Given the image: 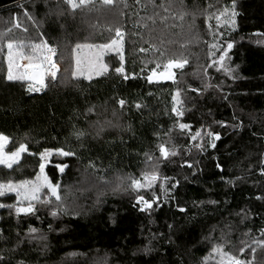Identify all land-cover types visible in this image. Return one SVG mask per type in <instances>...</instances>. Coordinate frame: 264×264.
<instances>
[{"label":"trees","instance_id":"1","mask_svg":"<svg viewBox=\"0 0 264 264\" xmlns=\"http://www.w3.org/2000/svg\"><path fill=\"white\" fill-rule=\"evenodd\" d=\"M184 1L191 7H204L214 0ZM58 2L0 0V22L15 16L28 29H17L10 36L21 41L35 37L23 13L27 11L55 45L62 63L58 77L31 95L27 82L7 80L6 67L0 65V133L9 137V152L26 143L29 152L35 153L23 155L22 175L10 170L1 172L0 179L11 173L17 180L36 177L38 153L62 147L75 155L51 157L45 168L49 178L64 183L79 175L94 183L83 184L69 196L63 193L59 202L50 198L48 205L37 203L33 215L17 216L0 208V257L4 258L0 264H202L215 243H225L227 251L234 249V254L246 260H253L251 248H256L253 264H264L260 246L264 241V31L251 32V22L244 21L241 30L239 24L241 14L264 19V0H236V11L239 4L246 11L236 17L235 31L217 29L212 22L216 31L225 34L221 43L234 42L227 63L235 69V78L216 67L208 68L209 50L202 49L196 60L194 56L189 59L174 83H149L150 67H143L131 53V46L143 38L144 26L150 23L145 17L147 8L140 2L123 0L111 5L101 27L94 30L93 21L88 29L79 24L78 9L73 12L63 0ZM219 2L225 8L232 0ZM123 5L126 8L120 10ZM1 27L0 23V32ZM117 28L127 33L124 74L128 79L115 72L118 62H111V57L106 73L91 80L74 77V46L85 41L107 43ZM149 42V38L143 42L144 52ZM214 42L210 34L206 44ZM177 90L184 107L181 118L171 111ZM121 99L126 102L123 107ZM178 119L190 124L192 133H218L216 147L208 146L207 136L203 141L191 140L188 130L179 129ZM77 130L83 132L79 138ZM170 138L166 146L175 145L178 155L167 161L161 158L159 172L174 178L166 185L171 198L165 202L161 180L157 181L154 190L159 203L142 212L130 181L122 184L118 177L139 178L149 167L144 154L159 157L157 145ZM198 143L204 144L203 150L195 147ZM59 163L68 165L62 174L55 167ZM177 181L178 186L171 189ZM139 194L151 199L149 190L141 189ZM0 202L14 203L15 195L0 197ZM53 211L58 214L52 216ZM31 227L37 232L30 234ZM146 247L152 250L143 251Z\"/></svg>","mask_w":264,"mask_h":264},{"label":"snow or ice","instance_id":"2","mask_svg":"<svg viewBox=\"0 0 264 264\" xmlns=\"http://www.w3.org/2000/svg\"><path fill=\"white\" fill-rule=\"evenodd\" d=\"M136 2L139 3L140 0H136ZM91 3H93V0H64V4L73 12L77 9L86 7ZM102 4L112 5L113 0H102ZM209 7L211 8L212 5H209ZM236 7V0H232L230 7H225L223 10H217V12L208 13L206 16V22L215 19L217 29L226 27L231 31H235L236 17L239 15L236 11ZM165 10L167 11V9ZM24 16L28 20H34V17L27 11L24 12ZM181 19H183V15H181ZM21 27L22 23L17 18L13 27L8 29V32H11L13 28ZM27 30L26 27L23 28V31L27 32ZM208 30L216 41L208 45V56L211 59L208 68L216 67L218 71L222 70L228 76L235 78L233 76L235 69L231 68L227 63L230 59L229 52L233 48L234 42L223 40V43H221V38L225 34L216 31L210 23L208 24ZM5 35L6 33H0V38H3ZM124 35L125 34L117 28L115 30V38H112L108 43H77L73 49L75 59V68L72 73L73 76H83L86 79L91 80L94 75L99 76L106 73L108 71V66L103 62V57L108 52H116L119 55L120 66L115 68V72L124 75V79H128V76L124 74ZM256 35L259 36L262 34L257 33ZM5 47L7 48V80L27 82L28 92H39L47 87V84L45 83L47 78L52 80L56 79L57 73L60 71L58 63L54 59V57L57 56V48L51 46L47 40L41 39L39 43L27 44L24 41L8 40ZM0 51H2V49H0ZM140 51L144 52L146 49L141 48ZM217 52H219L220 55L218 58H214L217 56ZM160 55L163 56L164 52H161ZM186 64H188V60L185 58H170L163 63V71H158V69L161 68V63L156 62V66L151 69L150 74L147 76V80L149 83L162 80L175 81V72L173 69H183ZM142 71H144V69H142ZM204 74H207V69L204 70ZM193 91L196 90L193 89ZM172 101V113H174L177 118L183 117L184 107L180 90H177L172 96ZM125 103L126 102L123 99L119 101L121 107H123ZM135 106L138 109L142 107L141 104H136ZM177 123L181 131L188 130L191 140L193 141H196L197 139L203 141L204 136H207L209 138L208 146L215 148L216 141L220 140V135L211 130H208L203 134L201 130H196L192 133L190 124L179 122V119ZM75 135L79 138L83 135V132L77 130ZM8 142L9 137L0 133V165L7 169H12L13 165L18 164L22 154L28 153L29 155H35V153L29 152V147L26 143H20L14 151L6 152L5 147ZM169 143H171V138L168 141H164L157 145L160 154L159 157H154L150 153L144 154L146 158L145 163L148 164L149 167L142 171V178L138 179L132 176L127 177V180L130 181L129 188L138 193L136 201L137 204L142 205L140 208V211L142 212L152 209L154 204L159 203L160 196H158L154 190L158 180L162 181L159 184V188L163 194L165 202L171 198L170 189L166 187V185L174 178L162 176L159 172V164L162 160L167 161L170 157L178 155L175 145L172 147L166 146ZM195 147L203 150L204 144L198 143ZM54 155L57 157H68L75 155V153L72 151H66L62 147L44 148L43 151L38 153L39 172L36 175L35 180L22 179L19 182H15L9 179L5 182H0V197H6L9 193L15 194L14 203H0V208H7L10 211H14L17 216L22 214L28 216L33 215L38 211L36 208L37 203L48 205L51 203L50 198H55L56 201H61V196L59 194L60 184L58 182H53V180L45 173L46 165ZM261 163H264V161H261ZM55 167L62 174L68 165L59 163L56 164ZM187 167L191 168L192 164H187ZM219 167L220 165L217 164V168ZM261 174L264 175V169L261 170ZM178 183V181L173 183L171 189H175L178 186ZM141 189L151 191V199H146L144 195H140L139 190ZM44 192H46V195L42 198L41 194ZM257 199H261V197H257ZM57 207H59V205H57ZM179 211L184 212L185 209L180 208ZM57 214L56 211L51 213L52 216H56ZM169 227L171 228L172 226L169 225ZM36 232V228H29L30 234ZM261 234L264 235V230H262ZM41 239H43V237H41ZM241 243H243V241ZM260 246L264 248V241L260 242ZM151 250L152 249L148 247L143 249L145 252H150ZM256 251V248H251L253 260H246L227 251L225 243H215L212 245L208 256L203 258L202 264H208V261L213 257H218L216 264H253ZM244 252L245 248L241 247L239 253L243 255ZM3 260L4 258L0 257V262H3ZM20 264H24V262L21 261Z\"/></svg>","mask_w":264,"mask_h":264},{"label":"rangeland","instance_id":"3","mask_svg":"<svg viewBox=\"0 0 264 264\" xmlns=\"http://www.w3.org/2000/svg\"><path fill=\"white\" fill-rule=\"evenodd\" d=\"M53 1L55 3H59L58 0H53ZM119 1H123V0H113L112 5L115 6L118 5ZM140 4L147 8L145 17H147L150 23L144 26V29L142 31L143 38L140 39L139 42L136 43V45L134 44L133 46H131V53L135 55L137 59H139L143 67H150V69L148 70V75L150 74L151 69L155 68L156 62L161 63V68L158 69V71H163V63H165L170 58H185L188 60L189 63V59L192 56H194V60L197 59L196 55L200 50L203 49V51L207 53L209 50L208 45L211 44V43L206 44V41L210 38L208 24L210 23L213 26L212 22H216V21L215 19H212L211 21L206 22V16L208 13L217 12V10L224 9L220 7L219 0H214L212 2L208 1L204 7H200L197 5L191 7V5L190 6L187 5V2L184 0H140ZM209 5H212V7L210 8ZM110 6L111 5H103L102 0H93V3H91L90 5L78 9L79 10L78 14L79 16H81V20L79 21V24L84 25L88 29L89 21H93L92 23L93 30L97 29L98 27H101L102 22L104 20V15L106 11L110 8ZM125 8H126L125 5L119 7L120 10H124ZM157 9H160V12L158 14L155 13ZM165 9H167V11ZM238 9H239V13L240 11L243 13L244 11H246V7L241 4H239ZM24 12L25 11H23V13ZM248 14L245 15L241 14L239 16V24L241 30H243V25L241 24V21H244V22H251V28L248 29L251 32L256 33V32L264 31V19L260 18L259 16H253L251 14L250 16ZM181 15H183V19H181ZM16 20L17 18L13 16L11 21H8L7 19H3L0 22L2 26L1 27L2 31L0 33H6V35L3 38H0V49H2V51H0V65L3 67L5 66L6 71H7V61H6L7 48L5 47V45L8 40L21 41L20 39L19 40L13 39L10 36V33L13 31V34H15L16 33L15 30L17 29L23 31V27H21V28H13L11 32H8V29L13 27V24L16 22ZM28 21L31 23L32 28H34L36 35L35 37L27 36L26 40H24L26 44L39 43L41 39H43V40H47L51 46L55 47V45L49 41L46 35L43 34L38 29L39 28L38 22L35 19ZM115 30L113 31L112 38H115ZM120 30L125 34L124 35V44H125L127 33L122 29ZM147 38H149L150 40L148 44L149 49L147 50V52H141L140 49L143 46V42ZM81 43L102 44L95 41H85ZM161 52H164L163 56L160 55ZM109 58L111 62L117 61L118 67L120 66L119 55L116 52H108L103 57V62L108 66V70L110 68L109 67L110 65L108 63ZM54 59L57 61L58 66L60 68V71L57 73V77H58L62 69V63L58 58V51H57V56L54 57ZM187 65L188 64H186L183 69H173V71L175 72V81L178 80L176 79L178 74L182 75V71L187 67ZM124 67H125V50H124ZM74 68H75V59H74ZM48 80H52V79L47 78L45 83ZM164 82L174 83V81L172 80H162L158 82L154 81V83H164ZM100 128L102 127L100 126ZM7 145L5 147V151L9 152L7 150ZM24 154H22L21 159ZM21 159L19 163L21 162ZM19 163L13 165L12 169H7L4 166L0 165V173L8 172L10 170H16L18 175H22L24 167L19 165ZM139 178L142 177L140 176ZM9 179L15 182L20 181L15 179V175L11 173V174H7L5 180L0 179V182H5ZM22 179L35 180V177L32 178L23 177ZM118 180L122 184L128 185L129 183L128 182L129 180H127V177L124 175L119 176ZM90 181L94 183L92 178L89 177L84 178L82 176L79 177V175L76 177L74 181L72 180L68 182L66 180L64 183L63 181L62 182L59 181L58 182L60 184L59 194L60 196H63L64 193L66 194V196H69L71 193H75L78 190L82 189L83 188L82 185L86 183L88 184ZM161 182L162 181H160L159 183ZM233 250L234 249H231L230 252L234 253ZM217 259L218 257H213L208 261V264H216Z\"/></svg>","mask_w":264,"mask_h":264},{"label":"water","instance_id":"4","mask_svg":"<svg viewBox=\"0 0 264 264\" xmlns=\"http://www.w3.org/2000/svg\"><path fill=\"white\" fill-rule=\"evenodd\" d=\"M34 93H36V92H29V95L34 94Z\"/></svg>","mask_w":264,"mask_h":264}]
</instances>
